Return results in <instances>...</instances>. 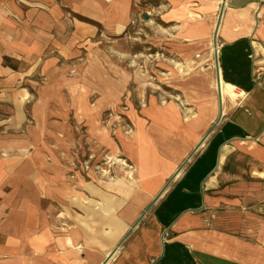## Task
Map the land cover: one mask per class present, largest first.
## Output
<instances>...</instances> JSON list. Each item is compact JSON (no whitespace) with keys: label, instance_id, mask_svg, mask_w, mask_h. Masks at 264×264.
Listing matches in <instances>:
<instances>
[{"label":"crops","instance_id":"obj_1","mask_svg":"<svg viewBox=\"0 0 264 264\" xmlns=\"http://www.w3.org/2000/svg\"><path fill=\"white\" fill-rule=\"evenodd\" d=\"M220 1L165 0L166 16L211 5L189 48L212 38ZM226 4L220 68L244 95L206 137L217 91L197 74L186 86L197 116L170 106L136 131L123 144L138 172L112 183L72 174L52 149L74 143L73 113L128 88L132 74L102 45L122 36L138 0H0V264H264V0Z\"/></svg>","mask_w":264,"mask_h":264},{"label":"rangeland","instance_id":"obj_2","mask_svg":"<svg viewBox=\"0 0 264 264\" xmlns=\"http://www.w3.org/2000/svg\"><path fill=\"white\" fill-rule=\"evenodd\" d=\"M138 6V11L132 15L122 36H117L113 43L102 45L105 51L113 52L114 60L132 74L133 79L121 100L98 112L79 110L77 116L73 113L67 131L70 137L73 136L74 143L69 145L61 138L59 147L52 149L62 155L56 164L61 162L73 166L72 174L80 171L85 178L93 176L96 180L112 183L125 173L136 174L135 163L127 156L123 142L130 141L136 131L154 127V124L156 126L155 121H161L163 111L170 106L179 111L181 119L192 120L197 116L200 106L187 100L186 86L189 80L197 74H203L215 82L211 37L207 38L201 50L189 48V39L186 38L192 31L200 34L205 31L204 18L211 5L197 2L188 4V13L186 7L182 6L173 16L169 13L166 16L170 5L165 0H138ZM114 42L116 48L112 47ZM85 51L89 52L86 48ZM176 62L182 65L178 66ZM90 100H96V93ZM235 101L228 99L226 106L228 104L230 108ZM94 120L96 126L91 124ZM99 130L104 132L100 137L105 141L98 140ZM51 159L47 162L51 163ZM51 169L59 170L53 166ZM148 185L152 186L151 183Z\"/></svg>","mask_w":264,"mask_h":264},{"label":"bare ground","instance_id":"obj_3","mask_svg":"<svg viewBox=\"0 0 264 264\" xmlns=\"http://www.w3.org/2000/svg\"><path fill=\"white\" fill-rule=\"evenodd\" d=\"M226 2H227V0H221L220 1L223 8L226 7V5H227ZM217 23H216V26L214 27V30H213V35L211 38V47L213 49V54H214V60L213 61H214L215 76H216L215 88L217 90V94L215 96V104H216V121L215 122L218 124L222 120V117L225 115L226 101L228 99L233 100V101L237 100L238 98H240V96L244 95V91L242 89H238L236 86H234L232 83L228 82L227 80L225 81V79L221 73L219 61H217V55H219V51H220L219 38H220L221 25L220 24L218 25ZM258 55H259V50L257 49L255 51L256 63L261 62V60L258 59ZM176 64L178 66L182 65L180 62H176ZM218 119H220L219 122H217ZM118 160L124 162L123 159H118ZM181 170H182V167L179 168L177 170V172L179 173Z\"/></svg>","mask_w":264,"mask_h":264},{"label":"water","instance_id":"obj_4","mask_svg":"<svg viewBox=\"0 0 264 264\" xmlns=\"http://www.w3.org/2000/svg\"><path fill=\"white\" fill-rule=\"evenodd\" d=\"M223 9H224V8H223V6H222L221 11H220V13H219V17H218V18H219L218 23H217L218 25H219V23H220V19H221L220 17H221V15H222ZM145 17H147V16H145ZM217 61H218V55H217ZM219 117H220V116H219ZM219 121H220V119H218L217 122H219ZM216 124H217V123H214V124H213L212 129L208 132V134L206 135V137L210 134V132L213 130V128L216 126ZM206 137H205V138H206ZM205 138H204V139H205ZM198 148H199V146L195 149V151H196ZM195 151H194V152H195ZM194 152H193V153H194ZM193 153H192V154H193ZM192 154H191V155H192ZM191 155H190V156H191Z\"/></svg>","mask_w":264,"mask_h":264},{"label":"built area","instance_id":"obj_5","mask_svg":"<svg viewBox=\"0 0 264 264\" xmlns=\"http://www.w3.org/2000/svg\"><path fill=\"white\" fill-rule=\"evenodd\" d=\"M219 45H220V39H219Z\"/></svg>","mask_w":264,"mask_h":264}]
</instances>
